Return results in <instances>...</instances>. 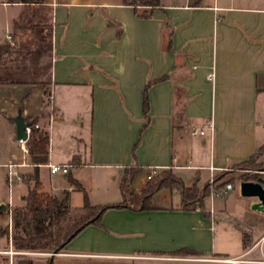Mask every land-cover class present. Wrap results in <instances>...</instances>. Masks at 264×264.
<instances>
[{"label": "crops", "instance_id": "0c3cea01", "mask_svg": "<svg viewBox=\"0 0 264 264\" xmlns=\"http://www.w3.org/2000/svg\"><path fill=\"white\" fill-rule=\"evenodd\" d=\"M15 21L27 27L16 30ZM0 26V44L10 43L17 57L6 66L24 79L0 84L5 188L7 165L23 158L12 122L18 109L49 139L47 162L39 166L42 190L58 199L67 192L73 209L82 206V192L48 164L71 166L68 174L89 201L106 205L122 200L127 166H140L134 192L144 188L152 167L201 189L264 148V0H159L136 9L123 0H0ZM71 122L78 130H69ZM83 166L114 170L96 181L97 196ZM21 186L17 203L0 196V218H11L7 203H23ZM224 196L223 204L205 197L186 207L178 190L159 189L153 208H110L54 255L32 253L31 264H174L180 255L201 264L237 258L264 264L258 252L264 235L244 250L243 225H227L225 215L236 200L244 225L255 228L264 216L251 208L257 199L242 196L239 185L234 197ZM233 236L234 256L216 248L215 237L229 245Z\"/></svg>", "mask_w": 264, "mask_h": 264}, {"label": "trees", "instance_id": "16d2710c", "mask_svg": "<svg viewBox=\"0 0 264 264\" xmlns=\"http://www.w3.org/2000/svg\"><path fill=\"white\" fill-rule=\"evenodd\" d=\"M10 2L35 3L42 0H9ZM123 3L134 7L148 6L154 8L159 5V0H123ZM27 22L15 21L13 28L24 29ZM34 26L32 25L31 28ZM15 52L12 51L10 43L0 44V84L21 83L24 81L17 70L6 66L7 62L17 59ZM44 95H49L48 89L44 90ZM147 103L144 101L143 110L146 112ZM30 123V135L26 141L29 148V159L33 166L32 173L27 175L33 180V187L22 197V205L15 209V226L20 227L22 234H15L11 237V243L18 251L28 252H53L59 251L63 246L75 237L83 228L89 224L99 223L103 213L110 208H132V209H151L155 200V193L162 188L178 190L183 205L189 207L196 202H202L210 193L206 183L203 188H198L196 184L187 186L180 178L171 172H161L152 179L147 180L144 188L134 192L131 182L134 174L140 170V166L132 165L124 168L120 181L119 189L122 200L118 203L106 205H94L89 201L85 188L74 179L70 174H66L67 181L83 194V204L79 209H73L68 203V194L62 199H58L48 192L42 190L39 180V166L47 162L49 139L45 132L35 127V119L28 120ZM264 150L261 146L248 159L235 165L259 167L255 164L260 151ZM234 165V166H235ZM24 178V177H23ZM223 179V175L216 180ZM224 185L218 184V188ZM73 211H79L73 214ZM179 253H189L187 249L177 251ZM32 258L26 259L21 264H31Z\"/></svg>", "mask_w": 264, "mask_h": 264}, {"label": "rangeland", "instance_id": "374dc122", "mask_svg": "<svg viewBox=\"0 0 264 264\" xmlns=\"http://www.w3.org/2000/svg\"><path fill=\"white\" fill-rule=\"evenodd\" d=\"M3 28L0 26V36L2 34H4V31H2ZM34 57V56H33ZM37 57V56H36ZM35 57V58H36ZM69 130H78V127L75 126V123L71 122L70 124ZM17 144L19 145V143L17 142ZM255 164H261V166L257 167H253V166H244V167H240V166H232L230 168L229 171H223L220 172L219 174L215 175L214 177H212V180H209L207 182L208 186H209V195L206 197L209 200L213 199L216 200L218 203H222L223 204V197L225 196H215L212 198L211 196V191L216 190V188L218 187V184L223 182L224 184L227 182H230L231 184H235L234 188L232 190L228 191V197H234L235 193L238 191V185L241 181H257L260 177L264 179V150L260 151L259 155L257 156V160L255 161ZM42 168H44L43 166H41ZM33 169V168H32ZM28 171L27 169L23 172V180L21 182L23 187V195L27 194L28 190L30 188L33 187V180L28 179L29 177L27 175L31 174L33 170ZM112 172H114L113 169L110 168H103V167H99V166H83L81 169V174L84 178H86L87 180H89L90 183V190H92L94 196L98 195V184H97V180L100 177H109ZM223 175V179L221 180H216L217 177ZM3 176L0 175V196H7L8 194L11 195V198L13 200L14 203H17L19 200V192H16V186L17 184L13 185L10 190L11 192L9 193L8 191V186L6 185V188L3 186ZM239 182V183H238ZM63 183V182H62ZM264 186V184H263ZM203 188V187H202ZM97 194V195H96ZM237 201L236 200H232L229 201V205L228 207H226V211H225V215L228 217L229 219V223L227 225H231L233 227V225H235L236 223H239L241 225H243V228L241 229V233L242 236L244 238V245L243 248L244 250H247L248 248L251 247V242L252 239L254 238H261V236L264 235V216L262 217L261 220H258L260 223L258 224L257 227H252L250 225H244L245 221L247 218L245 216L242 215L241 210L237 207ZM7 208L10 209V211L12 212L11 214V218L8 220L7 216L5 215L4 217L0 218V223L3 224L4 226H0V251H5V250H10L12 249L13 251H18L16 248H14L12 246L11 243V237L15 234H22L21 228L20 227H16L15 226V209L20 207L21 205H10V204H6ZM79 211H73V214H78ZM8 220V222H7ZM235 236V235H234ZM232 237L230 239V244L229 245H222L223 241H220L221 239H218L217 237H215L216 240V248L219 250L220 248H224L227 250L228 255L229 256H234L235 254V237ZM228 244V243H227ZM203 247V246H202ZM204 248V247H203ZM262 249L263 253H264V238L261 240L260 243V247L258 248V252L259 250ZM48 253H52V252H48ZM249 256H253L256 251L255 250H251ZM182 259L178 260V261H173V262H169V263H174V264H201L200 262H189L186 260H190L192 257H186V256H182ZM32 257V253L29 254H20V253H15L13 254L12 257V261L13 264H21L23 261H25L26 259H29ZM7 258L6 255L4 254H0V260ZM170 259L165 260V261H172V258L175 257H168ZM220 259V258H218ZM175 260H177V258H175ZM236 262L232 263V264H242V262H240V259H234ZM244 264H257L255 262H249V263H244Z\"/></svg>", "mask_w": 264, "mask_h": 264}, {"label": "built area", "instance_id": "2783aa9c", "mask_svg": "<svg viewBox=\"0 0 264 264\" xmlns=\"http://www.w3.org/2000/svg\"><path fill=\"white\" fill-rule=\"evenodd\" d=\"M8 39H10V36H7ZM26 131L28 133V136L30 135V126L26 128ZM195 134V131L192 132ZM200 134H203V131H200ZM27 141V140H26ZM26 141H19L20 144V149L23 154L22 161L18 164H9L7 165V176H6V181L8 188H10L18 183H21L23 180V172L21 171V167H26V166H36L37 164L27 162V157L29 156V148L26 144ZM41 164H38L40 166ZM50 169L51 173H56L59 172L63 175L67 174L70 167L68 165H60V164H48L47 165ZM158 174V170L156 168H150L147 173V180L152 179L154 176ZM212 180V178L210 179ZM233 188V185L230 182L225 183L222 187L216 188V190L211 191V196L212 198L215 196H224L230 189ZM15 253H20V254H29L33 252H28V251H13L12 249L10 250H5V251H0V254H4L7 256V258L1 259L0 264H13L12 257L13 254ZM222 261L225 262H234V259H222Z\"/></svg>", "mask_w": 264, "mask_h": 264}, {"label": "water", "instance_id": "95a60500", "mask_svg": "<svg viewBox=\"0 0 264 264\" xmlns=\"http://www.w3.org/2000/svg\"><path fill=\"white\" fill-rule=\"evenodd\" d=\"M12 122L15 125V140L26 141L28 139V133L26 128L30 126V123L25 120L22 115L21 109H18L15 117L12 118ZM264 179L259 178L257 181H241L239 183L240 194L245 197H255L256 202L251 204L252 209H256L264 212ZM4 205L0 208L4 209ZM57 251H53L51 254L54 255Z\"/></svg>", "mask_w": 264, "mask_h": 264}]
</instances>
